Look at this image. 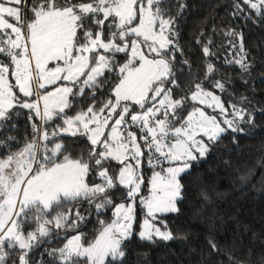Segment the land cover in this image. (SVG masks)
Wrapping results in <instances>:
<instances>
[{
  "label": "snow or ice",
  "instance_id": "obj_1",
  "mask_svg": "<svg viewBox=\"0 0 264 264\" xmlns=\"http://www.w3.org/2000/svg\"><path fill=\"white\" fill-rule=\"evenodd\" d=\"M230 7L234 22L264 24V0ZM187 9L0 0V264H126L134 237L180 238L166 217L180 212L182 181L255 119L235 90L254 67L243 29L202 32L194 62L180 43ZM196 178L202 206L222 196Z\"/></svg>",
  "mask_w": 264,
  "mask_h": 264
},
{
  "label": "trees",
  "instance_id": "obj_2",
  "mask_svg": "<svg viewBox=\"0 0 264 264\" xmlns=\"http://www.w3.org/2000/svg\"><path fill=\"white\" fill-rule=\"evenodd\" d=\"M187 4L180 21V43L194 62L202 59L196 44L197 39L203 40L202 32L207 36L213 26L230 24L243 29L254 67L248 85L235 79V90L237 95H247L255 106L254 127L250 135L237 136L238 147L231 134L224 137L193 168V176L182 181L186 188L180 212L166 217L180 238L151 245L134 237L127 248L126 264H264V112L258 111L264 108V24L234 22L228 14L231 0H187ZM20 124L22 128L23 121ZM196 173L222 193L211 205L202 206ZM241 176L247 179L241 181ZM137 218L139 222V212ZM85 230L90 231L91 225ZM210 237L218 252L209 246Z\"/></svg>",
  "mask_w": 264,
  "mask_h": 264
}]
</instances>
